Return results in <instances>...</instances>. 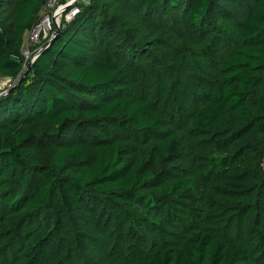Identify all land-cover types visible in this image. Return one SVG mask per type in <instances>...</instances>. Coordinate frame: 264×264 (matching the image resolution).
<instances>
[{"label":"trees","instance_id":"obj_1","mask_svg":"<svg viewBox=\"0 0 264 264\" xmlns=\"http://www.w3.org/2000/svg\"><path fill=\"white\" fill-rule=\"evenodd\" d=\"M117 1L93 0L77 23L99 40L93 31L92 4ZM140 1L147 8L161 10L163 17L171 12L174 22L185 14L189 24H197L212 5V0ZM254 1L236 42L222 57L212 96L197 108L187 130L173 115L156 111L145 99L125 92L131 84L121 61L87 60L88 50L65 29L40 48L46 46L30 63L27 79L14 95L0 101V247L5 248L0 264H17L29 250L34 264L45 260L51 240L65 235L68 218L80 210L83 192L104 203L122 233L125 210L147 202L151 195L146 193L156 187L174 195L163 203L156 201L155 209L164 236L176 231V240L147 253L146 244L140 243L139 259L126 264H264V205L260 200L227 205L232 191L216 190L222 213L231 214L239 228L235 235L223 236L200 225V214L182 193L190 189L199 195L195 179L175 175L163 179L147 168L158 156L166 160L184 154L185 142L194 147L191 134L212 133L219 138L218 148L231 156L217 173L219 183L248 178L246 161L252 155L243 153L239 145L249 134H264V0ZM45 2L0 0V22L10 28L15 51L37 23ZM175 31L180 32L179 26ZM146 49L152 50L150 45ZM15 51L0 31L1 75L19 78L24 72ZM67 63L71 68L63 74ZM155 66L167 77L163 65ZM74 134L80 141L64 140ZM88 142L94 155L85 163L81 158ZM43 143L55 145L48 163L60 174L31 163L32 150ZM260 157L264 159V145ZM248 214L256 217L250 231L244 227ZM145 225L150 226L149 221Z\"/></svg>","mask_w":264,"mask_h":264},{"label":"rangeland","instance_id":"obj_2","mask_svg":"<svg viewBox=\"0 0 264 264\" xmlns=\"http://www.w3.org/2000/svg\"><path fill=\"white\" fill-rule=\"evenodd\" d=\"M254 4V0H212L204 18L197 24H189L185 14H180L179 21L174 22L170 20L171 12L163 17L161 10L147 8L140 0H118L117 3L103 2L98 6L92 4L90 12L96 17L93 31L100 35L99 40L88 36L77 23L80 15L89 8L70 19L64 16L58 26L55 25V30L65 29L70 38L88 50L87 60L91 62L112 64L121 61L129 72L131 84L125 92L145 99L156 111L173 115L178 125L187 130L197 108L212 96L220 75L222 57L236 42L237 31L246 23ZM46 14L49 12L42 9L36 24ZM177 26L180 32L175 31ZM0 31L8 40L10 49L15 51L13 34L4 22H0ZM36 33L35 25L25 33L20 50L15 51L24 63L21 76L15 78L0 74V101L17 92L23 79L28 77L30 58L54 35L31 40ZM102 35L107 38H102ZM149 45L152 50L146 51L145 47ZM157 64L163 65L167 77L160 73L155 66ZM70 68V63L65 64L63 74ZM190 137L194 147L185 142L184 154L166 160L158 156L147 168L163 179L171 175L195 179L199 195H194L190 189L182 193L189 197L200 214V225L223 236L235 235L238 224L230 219L231 214L222 213L223 204L217 201L215 192L221 188L232 191L233 197L225 201L227 205L257 200L264 205V159L260 157L264 134H249L239 145L243 153L252 155L246 161L250 169L248 178L226 184L219 183L217 173L228 164L231 156L218 148L219 138L212 133L191 134ZM64 140L67 143L80 141L77 134ZM54 150L53 144H41L32 150L31 163L60 174L61 170L48 163ZM93 155L94 148L88 142L81 160L89 163ZM147 194L151 195L147 202L135 203L125 210V226L120 233L114 217L103 208L104 203L91 200L83 192L80 210L68 218L65 235L51 240L49 255L40 264H126L139 259L140 243L146 244L147 253L166 242L175 241L176 231L164 236L163 223L155 209L156 201L163 203L164 199L174 195L171 190L157 187ZM261 216L264 217V212ZM255 218L254 214L246 216L244 227L247 231L254 226ZM146 221L150 226L145 225ZM4 250L0 247V257ZM32 257L29 250L17 264H34Z\"/></svg>","mask_w":264,"mask_h":264},{"label":"built area","instance_id":"obj_3","mask_svg":"<svg viewBox=\"0 0 264 264\" xmlns=\"http://www.w3.org/2000/svg\"><path fill=\"white\" fill-rule=\"evenodd\" d=\"M91 1L93 0H46L43 9L47 13L49 12V14H46L42 21L35 24L37 33L31 37V40L38 41V38L41 36L46 39L48 35H53L55 32V25L58 26L64 16L66 19L73 18L76 14L81 12L85 6L89 5ZM39 52L40 49L32 55L30 63L34 61ZM27 56H29L28 52Z\"/></svg>","mask_w":264,"mask_h":264},{"label":"water","instance_id":"obj_4","mask_svg":"<svg viewBox=\"0 0 264 264\" xmlns=\"http://www.w3.org/2000/svg\"><path fill=\"white\" fill-rule=\"evenodd\" d=\"M60 30L59 28H56L55 32H54V35L52 37V39L47 43V45L51 44V42L57 38L58 34H59ZM46 48V46L44 47V49ZM44 49L40 51V53H43L44 52Z\"/></svg>","mask_w":264,"mask_h":264}]
</instances>
